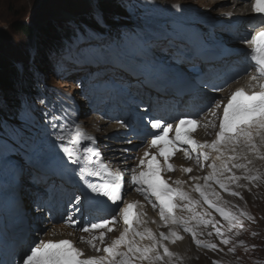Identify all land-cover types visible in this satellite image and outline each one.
Instances as JSON below:
<instances>
[{
	"label": "snow or ice",
	"instance_id": "snow-or-ice-1",
	"mask_svg": "<svg viewBox=\"0 0 264 264\" xmlns=\"http://www.w3.org/2000/svg\"><path fill=\"white\" fill-rule=\"evenodd\" d=\"M250 2L251 11L255 14L253 19L258 22L251 25L254 31L246 33L241 38L242 43L248 46L245 49L243 73L254 71V74L249 76L246 86L238 87L231 92L226 101L210 97L197 112L184 113L171 122L150 119L148 124L151 130L145 137L147 148L143 156L138 158L139 162L135 166L123 170L109 168L98 150L81 144L83 140L94 142V138L81 131L79 126L70 130L66 137L62 134V125L58 126L57 123L50 122L53 129L60 128V131L54 133L56 139L61 142L60 150L67 157L68 163L76 166L73 171L85 186V191L74 196V211H69L62 217L63 224L74 228L75 231L88 233L89 238L80 236V242H86L96 253L103 254L85 255V252L76 247L71 239H45L43 236H53L55 232L44 229L37 230L35 238L13 259L12 264H144V262L163 264L165 258L171 261L176 254L169 250L165 241L171 239V242L175 243L183 237L171 228L168 233L160 232L157 235L147 227L144 205L139 200L124 199L126 186H131L132 190L140 193L153 209H158L159 218L164 222L165 227L175 225L183 228L184 232L191 234L198 247L203 246L213 251L218 249L215 243L197 239L196 228L201 224L205 226L211 224L215 234L221 237L220 242L225 245L230 243L229 238H226L220 227H217L219 222L206 218L210 217L211 213L205 211L202 214L196 209L201 204H206L209 209L216 210L228 221L231 230L240 223L239 217L231 210L215 203L213 197L218 196V193L209 190L210 182H215L230 195L240 196V193L231 191L224 179H221L225 172L244 169L246 173L244 176L233 174L226 178L231 181L260 179L259 174H247L250 171L247 164L235 162L244 158L249 152L259 153L260 145H264V0H250ZM94 55L98 59H109L113 64L123 66V53L119 51H97ZM213 91H223V89L214 86ZM200 112L204 115L200 116ZM59 119L61 118L57 116L52 118L53 121ZM198 128L218 130L215 131V138L211 142L201 143L193 137V133ZM65 141L67 143H64ZM78 145L82 150L77 147ZM152 149L155 151L153 152ZM206 149L217 155L212 163L207 165L211 172L202 178L204 183L192 186V191L199 194L197 199L183 189L182 185L187 183L186 181L177 179L169 183L164 173L176 169L177 166L171 163L170 159L177 152L182 151L186 159H192L191 154L194 153L197 163L200 164L201 158L205 161L209 159V152L205 151ZM14 150L9 149V151ZM93 157L98 159L94 160ZM216 161L220 163L217 164ZM200 166L204 167L203 164ZM180 168L185 173L192 171L188 167L180 166ZM125 173H128L127 180ZM88 177L98 178L100 182H93ZM191 179L201 178L191 177ZM82 197L89 201L90 206L109 210L110 215L77 218L75 214L81 210ZM177 210L186 211L190 215H178ZM244 215L247 214L241 211L240 216ZM118 221L123 222V230L105 245L104 229L108 233L112 232L114 229L110 225ZM192 221H196V224H192ZM152 223L155 221L153 220ZM69 235L71 236L72 233ZM208 235L211 236L212 232ZM143 240H150L151 244H142ZM101 245L105 246L101 247ZM229 252H234V249L230 248ZM0 264H5V261L0 260ZM213 264L219 262L214 261Z\"/></svg>",
	"mask_w": 264,
	"mask_h": 264
},
{
	"label": "rangeland",
	"instance_id": "rangeland-1",
	"mask_svg": "<svg viewBox=\"0 0 264 264\" xmlns=\"http://www.w3.org/2000/svg\"><path fill=\"white\" fill-rule=\"evenodd\" d=\"M125 1L127 0H0L1 68L11 69L15 67L18 78L22 80L17 66L21 49L32 46L33 40L39 38L37 36L45 27L46 32L57 26L58 23L64 22L67 15L74 14L79 17L86 13L94 19L103 17L113 23L111 25L113 28L106 33L111 34L113 37L117 36L121 29H127L128 26L135 23L130 17V9L121 10L120 8L122 2L125 3ZM146 1H149V3L158 2L157 7L161 8L162 11L175 13V3L181 5L185 3L194 4L201 3L202 0H185V2L182 0ZM226 5L227 3L221 4L220 7H226ZM20 25L30 27L31 35L28 36L24 31L16 29ZM71 45L74 48L78 46V44ZM49 80L54 86L74 93L70 82L57 80L54 76H51ZM61 85L67 86L61 87ZM0 94L2 96L0 106L6 103L10 105L13 103L21 104L20 99L27 101L30 96L28 93L23 92L15 99H11V97L4 94L1 88ZM24 94L27 96L26 99L23 97ZM11 100H13V103H11ZM31 101L34 103V98ZM12 124L10 123L11 126ZM246 200L247 203L241 211L247 213V215L240 216L241 211L238 214L235 213L241 221L237 226L232 227L226 236V238H229L230 243L225 245L220 242L218 249L215 251L206 248L199 251H187L182 264H213L214 261H218L219 264H231L233 259L264 264V178L257 184L255 191L246 195ZM194 246L195 244L191 242L190 247ZM230 248H233L234 252H229Z\"/></svg>",
	"mask_w": 264,
	"mask_h": 264
},
{
	"label": "trees",
	"instance_id": "trees-1",
	"mask_svg": "<svg viewBox=\"0 0 264 264\" xmlns=\"http://www.w3.org/2000/svg\"><path fill=\"white\" fill-rule=\"evenodd\" d=\"M18 30H22L24 31L28 36L31 35V28L30 27H26L24 25H20L18 28H16ZM14 71L12 69H6L5 67L1 68L0 66V85H2V87H8L9 86V78L8 76H13ZM8 75V76H7ZM17 107H19L20 105H16ZM6 109V108H4ZM7 110V109H6ZM10 114L14 113L15 110L9 111Z\"/></svg>",
	"mask_w": 264,
	"mask_h": 264
},
{
	"label": "clouds",
	"instance_id": "clouds-1",
	"mask_svg": "<svg viewBox=\"0 0 264 264\" xmlns=\"http://www.w3.org/2000/svg\"><path fill=\"white\" fill-rule=\"evenodd\" d=\"M44 29H46V27ZM231 264H262V263H260V262H244V261H240L238 259H233Z\"/></svg>",
	"mask_w": 264,
	"mask_h": 264
},
{
	"label": "bare ground",
	"instance_id": "bare-ground-1",
	"mask_svg": "<svg viewBox=\"0 0 264 264\" xmlns=\"http://www.w3.org/2000/svg\"><path fill=\"white\" fill-rule=\"evenodd\" d=\"M221 9H222V8H221ZM177 41H178V39H176V38H175V39H174V38L172 39V43H173V44H175ZM236 69H237V68H236ZM121 76H122V77H125V75H121ZM244 79H245V78H244ZM62 86L65 87V86H67V85H61V87H62ZM224 95H225V94H224ZM0 166H1V164H0ZM61 174H62V173H61ZM262 184H263V183H262ZM261 188H262V187H261ZM250 194H251V193H250ZM253 194H254V193H253ZM51 205H53V204H51ZM237 214H238V213H237ZM246 214H247V213H246ZM237 216H238V215H237ZM238 217H239V216H238ZM247 218H248V217H247ZM54 221H55V220H54ZM240 221H241V220H240ZM254 237H255V236H254ZM239 242H240V241H239ZM248 243H249V242H248ZM251 244H252V243H251ZM252 245H253V244H252ZM191 254H192V253H191ZM187 256H188V255H187ZM187 256H186V258H188ZM191 256H192V255H191ZM191 256H189V257H191ZM189 260H190V259H189ZM191 260H192V259H191Z\"/></svg>",
	"mask_w": 264,
	"mask_h": 264
}]
</instances>
